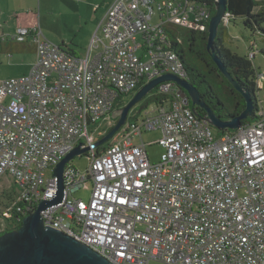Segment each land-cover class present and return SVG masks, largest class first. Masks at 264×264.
Masks as SVG:
<instances>
[{
  "label": "built area",
  "instance_id": "2783aa9c",
  "mask_svg": "<svg viewBox=\"0 0 264 264\" xmlns=\"http://www.w3.org/2000/svg\"><path fill=\"white\" fill-rule=\"evenodd\" d=\"M210 16L207 5L191 0H113L83 55L35 27L10 34L34 45L35 60L26 73L0 80V177L15 189L8 227L57 197L54 168L80 144L89 146L88 164L79 171L66 162L61 200L40 212L45 226L112 264H264L263 99L256 98L251 122L220 132L164 81L154 94L169 97L102 151L87 129L151 79L164 73L187 79L171 32L205 30ZM228 21L229 14L222 23ZM6 36L0 27V40ZM254 47L250 58L259 52ZM143 131L159 137L144 142ZM152 143L163 149L157 162L146 150Z\"/></svg>",
  "mask_w": 264,
  "mask_h": 264
},
{
  "label": "water",
  "instance_id": "95a60500",
  "mask_svg": "<svg viewBox=\"0 0 264 264\" xmlns=\"http://www.w3.org/2000/svg\"><path fill=\"white\" fill-rule=\"evenodd\" d=\"M213 4L215 11L208 21L206 49L221 74L244 98L243 109L237 115L221 118L205 104L198 89L187 79L178 78L171 73H164L142 85L125 105L113 110L111 117L116 119L114 125L92 146H98L113 138V135L126 123L129 110L156 85L164 81H170L178 86L180 96L183 97L185 103L189 98L192 106L203 108L205 112L203 117L218 130L238 128L242 124V120L252 117L254 104L251 94L229 75L213 47L218 28L228 15L227 1L214 0ZM80 146L78 144L68 152L54 168V175L58 178L59 187L57 197L52 200L40 201L34 211L22 218L19 227L5 230L0 234V264H112L85 244L50 226H45L41 218L40 212L43 209L61 200L62 173L66 162L89 149V146L83 148Z\"/></svg>",
  "mask_w": 264,
  "mask_h": 264
},
{
  "label": "trees",
  "instance_id": "16d2710c",
  "mask_svg": "<svg viewBox=\"0 0 264 264\" xmlns=\"http://www.w3.org/2000/svg\"><path fill=\"white\" fill-rule=\"evenodd\" d=\"M191 1L204 3L209 8L211 16L213 15L215 11L213 4L214 0ZM226 1L229 22L230 19L234 20L236 17L241 18L245 28H247L253 34H258L261 40H264V0ZM220 25L221 27L218 28L217 36L215 37L213 43L214 50L220 57L229 75L251 94L255 108V100L257 98L256 92L262 91L264 93V73L262 79L259 81L261 86H258V74H260V72L254 67L252 60L253 58H250L248 54L239 55L225 47L223 42L224 39L228 37L226 31V26L228 24L221 23ZM206 27H208V23H206ZM14 30L12 32H14ZM12 32H5L8 36H6L4 40H0V53H35L33 44L29 43L28 41L19 42L10 38L9 36L12 34ZM177 35L182 37V43L180 44L175 42ZM171 38L172 46L177 49L179 58L186 68L187 80L197 87L205 104H207L215 112V114L221 118L237 115L243 109L245 100L242 95L230 84L228 79L221 74L220 70L210 57L209 52L206 49L207 28L205 30H191L174 27V32H171ZM259 52L264 53V48H261ZM214 78L221 83L222 92L214 89L213 85L211 84V80ZM140 87L141 86H138V89ZM154 92L155 89L150 91V93H148L141 101H139L137 105L130 109V112L134 113V115L130 116L129 114L126 123L113 135L114 137L118 136L120 131L125 128V125H127L131 120H134L137 116H140L150 104L158 103L162 99L169 97L167 94H154ZM122 105L123 104L121 100L117 98L114 102V109L120 108ZM198 113L200 115L204 114L203 110H198ZM252 118L253 117H248L242 120V124L251 122ZM112 126H110L104 134H106L112 128ZM222 131H227V129ZM104 146V144H100L96 146L95 150L100 152L103 150ZM6 219L8 224H10L9 218L6 217ZM10 229L12 228L8 226L5 228V230ZM5 230L1 231L0 234Z\"/></svg>",
  "mask_w": 264,
  "mask_h": 264
},
{
  "label": "rangeland",
  "instance_id": "374dc122",
  "mask_svg": "<svg viewBox=\"0 0 264 264\" xmlns=\"http://www.w3.org/2000/svg\"><path fill=\"white\" fill-rule=\"evenodd\" d=\"M79 1L80 0H77L76 2L79 3ZM35 2L36 4L38 2L40 3L39 8L36 6L34 7V10H32L31 7L25 6V9H22L21 11L24 13H30L33 11L35 15L34 27L41 31V36L57 44H61L63 41L68 43L72 42L80 55L84 54L83 48L86 47L82 36L77 33L78 24L83 25V20L81 18L84 17L91 19L93 18V14L98 15L99 18L108 6V4L103 5L102 0H93L91 5L81 3L79 6L74 7L65 6L63 2H61L63 3V6L59 7V4H57V2H53V0H35ZM52 3H55V5L52 9H50L49 7ZM69 4L70 3L67 1V5ZM5 14L8 13L6 12ZM11 21L13 20L9 19L6 24H3L5 32H12L15 29L14 25L11 24ZM225 24H228L226 26L228 37L224 39L223 45L233 52L239 55H247L248 51L253 48L252 45H255L254 48L257 47L259 51L261 48H264V40H261L258 34H253L245 28L241 18L236 17L234 20L230 19V22L228 21V23ZM0 27H2L1 22ZM219 27H221V25ZM34 60L35 53L32 52H11V54H8L7 52L0 53V80L27 72L32 66ZM252 60L254 67L260 73H264V53H256ZM211 84L214 89L222 92L221 83L215 78L211 80ZM134 92L121 97L123 105H125L132 98ZM256 95L264 100V93L262 91L256 92ZM148 110H155V104H150ZM115 121L116 119L111 116L110 118H102L98 120L97 123L90 124L87 127L88 133L93 136L95 141H97L110 126L114 125ZM212 131L216 133L215 129H212ZM158 137V131H143L142 133V140L144 142L156 140ZM110 140L103 144L107 145ZM133 141L138 143L140 142V139L134 138ZM146 150L151 162H157L163 151L162 147L157 143L147 145ZM87 164L88 161L84 153L76 155L67 161L66 168H74L79 171H83ZM51 173L52 168H47L44 171L46 178L51 176ZM14 192L15 189L13 185L11 187L6 177H0V232L5 230L7 227L8 222L6 219V210L12 203ZM77 196H82L85 199L87 198L86 193L78 192ZM148 264L163 263L152 260Z\"/></svg>",
  "mask_w": 264,
  "mask_h": 264
},
{
  "label": "crops",
  "instance_id": "0c3cea01",
  "mask_svg": "<svg viewBox=\"0 0 264 264\" xmlns=\"http://www.w3.org/2000/svg\"><path fill=\"white\" fill-rule=\"evenodd\" d=\"M67 1L70 3L67 5ZM77 0H53V2H57L59 4V7L63 6V3L65 6H79L81 3L82 4H88L91 5L93 0H80L79 3L76 2ZM113 0H102L103 5L108 4L107 9L109 5L112 3ZM63 2V3H61ZM109 2V3H108ZM55 3H52L50 5V9L53 8ZM25 6L31 7L32 10H34V7L40 6V3L38 2L36 4L35 0H0V22L2 24V30H4L5 27H3V24H6L8 20H13L11 21V24L14 25V27H34L35 25V15L33 11L30 13H24L21 11L22 9H25ZM106 9V10H107ZM91 10V9H90ZM106 10L101 14V16L98 18V15L93 14V18H84L82 17L81 19L83 20V25L78 24V34L82 36V39L85 41V48H83V52L85 54L86 49L89 45L90 39L92 35L95 33L97 30V27L104 16ZM8 14H5V13ZM9 25V24H8ZM13 27V28H14ZM13 30V29H12ZM5 31V30H4ZM60 44V43H59ZM61 44L65 45L68 47L67 49L72 50L74 53L79 54L77 50L74 47V44L72 42H61ZM76 51V52H75Z\"/></svg>",
  "mask_w": 264,
  "mask_h": 264
},
{
  "label": "flooded vegetation",
  "instance_id": "af4514ba",
  "mask_svg": "<svg viewBox=\"0 0 264 264\" xmlns=\"http://www.w3.org/2000/svg\"><path fill=\"white\" fill-rule=\"evenodd\" d=\"M196 87V86H195ZM197 88V87H196ZM199 91V90H198ZM200 94V93H199ZM187 97V96H186ZM188 105H189V107L193 110V111H195V112H197L198 113V110H203V112H204V109L203 108H201V107H199V106H192V104H191V101H190V99L189 98H187V102H186ZM198 109V110H197ZM205 113V112H204ZM199 114V113H198ZM200 115V114H199Z\"/></svg>",
  "mask_w": 264,
  "mask_h": 264
}]
</instances>
